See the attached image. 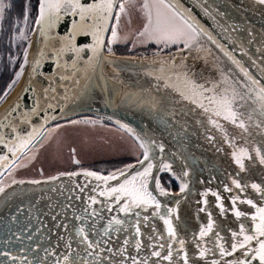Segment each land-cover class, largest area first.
<instances>
[{"label":"snow or ice","instance_id":"snow-or-ice-1","mask_svg":"<svg viewBox=\"0 0 264 264\" xmlns=\"http://www.w3.org/2000/svg\"><path fill=\"white\" fill-rule=\"evenodd\" d=\"M125 7L124 2L117 4V0H93L91 3L37 0L32 16L34 26L29 25L32 11L29 2L24 6L22 24L19 18L10 19L5 28L6 10L11 9V4L0 0V35L7 32V66L12 70L0 100L7 97L28 72L29 33L38 31L47 40V33L66 16L72 17L71 26L67 34L60 37L65 43L56 59L68 51L74 53L76 59H81L80 53L85 50L92 53L84 60L82 79L85 84L81 86L80 79L75 81V88L82 87L75 98L86 95L92 80L89 70L95 72L104 62V34L109 31L111 34L107 39L110 56L114 55V43L129 40L127 35L123 38L118 35ZM251 7L259 9L264 16V0H252L250 4L241 5L240 10ZM141 12V26L131 34L132 46H156L151 57L152 63L160 65L155 77L156 94L147 99L130 94L126 102L131 101L142 111L146 108L148 118L163 125L169 135L177 129L187 133L188 118L201 126L206 121L223 132V126L213 117L229 121L248 133L245 114L249 122L254 115L258 116L260 119L255 127L264 129V26L257 31L248 27L250 21L231 20L216 0H195L190 7L181 0H144ZM77 36H89L92 42L77 45ZM201 40L214 46L222 58L230 62L226 69L218 68V80L201 83L197 74L188 68L187 56H182L180 64L176 63L175 53L192 50L210 53L211 48H205ZM76 59L72 62L74 68ZM41 67V59L36 58L29 76H42L43 72L38 71ZM67 79L69 77H61V80ZM25 83L22 92L25 96L33 94V106L29 108L25 103L22 108L21 101L25 97L19 96L0 120V194H5V189L13 185L36 187L31 189L33 196L27 212L21 202L14 211L9 209L0 215V224L4 225V236L0 238L3 244L0 246V264H264V184L251 182L249 185L238 178L240 172L247 171L246 159L255 162L249 149L240 148L231 153L239 172L235 176L229 174L230 184L220 182L223 192L229 195L224 197L211 188L200 191V199L196 201L198 230H191L189 235V229L184 225L185 234L181 235L178 209L181 200L187 199L192 192L189 165L186 158H182L185 159L183 166L179 170L174 168V161L165 158L164 143L147 130V125L137 132L128 124L115 121L133 141L134 162L122 163L111 170L61 171L47 177L41 169L42 179H17L14 169L21 166L17 161L22 156L29 161L35 159L33 149L38 152L65 126L59 120L63 119L71 126L100 123L104 127L103 118L92 121L70 118L73 109L68 107V102L74 99L69 94L71 89L65 88L64 95L57 97L48 95L50 86L44 87L42 96L37 98L31 82ZM51 91L55 92V89ZM40 99L46 102L42 114ZM237 100L240 103L237 104ZM32 117L38 119L34 122ZM107 119L113 120V117ZM16 120L28 127L20 129L14 123ZM224 138L234 147L227 132H224ZM206 140L212 142L215 136L207 133ZM72 151L74 153L75 149ZM254 151L259 164L264 165V146H257ZM172 155L176 156V153ZM73 163L80 162L73 156ZM23 166L27 167V164ZM5 171L7 179L4 178ZM161 173L169 174L168 187L162 183ZM79 177H83V181L77 179ZM214 179L211 177L209 183ZM173 181L179 187L178 198L173 200L175 207L159 199L173 197L170 190ZM200 183L204 181L201 179ZM249 186L259 197L258 201L247 194ZM24 190L13 189L11 194L5 195V206L11 195ZM209 195L214 197L213 201L207 199ZM226 199L230 206L225 205ZM42 201L47 212L39 209ZM239 205H247L254 211L243 210ZM33 209L37 211L35 223ZM200 213L204 214V222L200 220ZM229 214L234 217L236 228L223 224ZM158 221L162 222V228Z\"/></svg>","mask_w":264,"mask_h":264},{"label":"water","instance_id":"water-1","mask_svg":"<svg viewBox=\"0 0 264 264\" xmlns=\"http://www.w3.org/2000/svg\"><path fill=\"white\" fill-rule=\"evenodd\" d=\"M144 2V0H139ZM85 3H91L93 0H82ZM122 2V0H117V4ZM185 6H192L195 0H181ZM252 0H216V4L222 9L228 12L231 20L239 21L244 20L248 23V27L255 28L257 31L261 30L264 26V16L261 15L259 9L255 7L244 8L240 10V6L244 4H250ZM139 9H132L130 11H137ZM78 19V17H77ZM203 21V17L200 16ZM72 17L66 16L55 29H52L47 33L48 39L45 40L43 36L36 33H31L30 41L31 47L29 48V69L25 73V76L21 78V81L10 91V94L3 100H0V120H3L5 110L9 108V105L13 101L17 100V97L24 96L25 99L21 101L22 108L26 103L28 107L33 106L32 93H28L26 96L22 92V88L26 86V81L31 82L33 88H35V97L40 98L42 96V91L44 87L50 86L49 96H62L64 95V89L68 88L72 91L69 93L74 97L73 100L68 102V107L73 109L70 114V118L80 119L82 121H92L101 120L104 127L100 126V123L95 125L91 123H81L80 125L71 126L68 125L65 120L61 119L58 122L64 124L65 126L58 130L59 139L56 141L55 138L50 139V152L48 156L49 167H37L38 173L33 176H16L17 179H42L40 176V170L43 169L44 177L49 175H57L61 171H80V170H93L91 167L95 166L92 164L84 165L83 162H94L98 158H108L111 154L124 155L129 154L126 157H121L113 160L104 161L107 162H118V161H133L135 160V155L132 153L133 141L131 137L127 135L122 129H119L118 124L115 123L119 120L122 123L128 124L130 127L136 129L140 132L145 125H147V130L153 134L158 141H161L165 145V158L174 161V168L179 170L183 166L185 159L189 165V170L191 173L190 188L192 192L187 195V199L181 200L178 213L180 215V225H181V235H184L183 227L187 225L189 229V235L191 230H198V223L196 220V209L198 205L196 201L200 199L199 192L206 188H211L221 192L224 197L229 194L223 192L221 186V181L230 184L231 176H235L239 169L237 165L232 160L231 153L234 150L240 148H247L250 150V154L253 157L254 163L249 160H245L247 166V171L239 173V179L242 182H256L264 184V165L259 164V160L256 159V153L254 151L257 146H264V129H257L255 124L260 119L258 116L254 115L251 122L247 121L245 114V122L248 125L249 132L245 133L229 121H224L221 118L213 117L218 120L223 126V132L217 131L211 125L205 124L201 126L200 124H195L191 118L187 120V133L184 131L173 130L172 134L169 135L168 131L163 130V125H158L155 120H151L147 116V109L141 110L136 107L131 101H127L130 94H134V97L143 96L147 99L150 95L156 94L155 85L157 81L155 77L159 74L160 65L158 63H152V53L156 51V46L154 44H149L146 48L140 49H130V52L135 53L134 50H146L150 47L155 49L148 52H143L137 55H108L107 51V39L110 37V31L105 33L104 47L102 49V55L104 62L99 66V68L93 72L89 70L88 75L92 77L89 82L90 86L86 91V95L80 98H75L76 93L82 91L81 88H75L76 79H80L81 86L85 84L83 77L84 60L92 53L88 50L80 53L81 59H76L74 53L71 51L59 54L58 60L56 59V54L64 41H61L60 37L67 34L68 28L71 26ZM142 20L136 23L134 26L126 28L124 25L128 26L130 22L122 21L119 23L121 28L125 32L135 33L137 29L140 28ZM115 23V20L112 21ZM123 24V25H122ZM243 26V25H242ZM217 31H219L217 29ZM244 34L242 33L241 36ZM131 40V39H129ZM91 43V37L89 36H77L76 43L80 45L82 43ZM129 42L120 47H126ZM205 48H211L210 53H197L192 50L190 53L185 52L183 54L175 53L176 63L180 64L182 56H187V65L192 73L197 74V78L203 83L206 80L219 79L218 68H227L230 66V62L226 61V58H222V54L218 53V50L214 46H210L204 40L200 41ZM27 46V45H26ZM116 47V46H115ZM231 47V45H229ZM175 51V50H173ZM255 52V49H252ZM41 53L43 57L41 58ZM207 56V59L204 57ZM218 56L221 58L218 59ZM36 58L41 59L42 67L38 71H42L43 75H35L30 77L31 65ZM76 59V67H73V60ZM246 59V58H245ZM113 61L114 63H110ZM57 63L59 66H57ZM67 65V67H65ZM191 74V73H190ZM171 75V73H169ZM62 76L69 77L67 80H61ZM175 77L173 76V81ZM161 86L163 81L160 82ZM51 89H55L52 92ZM111 101V103H110ZM55 103V101H53ZM240 103L237 100V104ZM46 102L40 99V109L41 114L43 113ZM244 112L245 109H240ZM112 116L113 120H108L107 117ZM203 118V117H201ZM35 122L38 118L32 117ZM20 129H25L28 125L21 124L19 120L14 121ZM55 123V122H52ZM207 130V131H206ZM8 131V130H5ZM179 131V134H177ZM224 132H227L228 136L232 138L233 146H230L225 142ZM211 133L215 136V140L208 142L206 140V134ZM250 133V135H249ZM53 134V135H54ZM120 135L125 142L129 145V149H124L122 146H117V149H111L112 144H118L117 141L121 140V137H116ZM85 137H100L102 141H96L91 144H83V138ZM103 142V143H102ZM102 146L96 149L94 153H89V150L96 146ZM72 149H75L73 153ZM219 149V150H218ZM110 150L111 152L107 151ZM175 152L176 156L172 153ZM30 154V153H29ZM73 156L76 160H79V164L73 163ZM26 157H21L17 164L22 162ZM102 163V162H101ZM101 163L97 164L100 165ZM111 169H98L96 171H105ZM155 171V170H154ZM161 177H168V173H161ZM8 173L5 171L4 178L7 179ZM211 177L215 179L209 183ZM62 180L66 181V177H62ZM83 181V177H79ZM204 183L201 184L200 180ZM94 183V182H93ZM163 183V182H162ZM175 186L178 188L177 192L173 193V197L165 198L159 197L162 202H167L169 206L175 207L173 200L178 198L179 193L178 183L173 181ZM165 186V185H164ZM36 186L31 185H13L11 188L5 189V194H0V215L8 212L9 209L13 211L17 206L23 202L25 211L27 212L30 201L33 196L31 189ZM166 187V186H165ZM13 189H25L24 191H17L14 195H11L7 201V207L5 206L4 196L11 194ZM235 191V190H234ZM247 194L251 195L253 198L259 200V197L252 191V189H247ZM55 195V194H53ZM58 199H62L57 197ZM209 201H213L214 197L209 195L207 197ZM225 205L230 206L228 200H225ZM241 209L246 211H254V209H249L247 205H239ZM41 212H47L48 210L44 208V202H41L39 206ZM33 222L35 223V216L37 211L33 209ZM200 220L204 222V214L200 213ZM23 220L24 217H21ZM159 226L162 228V222L158 221ZM223 224L227 227L236 228L237 225L234 223V217L229 214V216L223 220ZM4 236V225L0 224V238ZM0 246H3L2 239H0Z\"/></svg>","mask_w":264,"mask_h":264},{"label":"rangeland","instance_id":"rangeland-1","mask_svg":"<svg viewBox=\"0 0 264 264\" xmlns=\"http://www.w3.org/2000/svg\"><path fill=\"white\" fill-rule=\"evenodd\" d=\"M122 2L125 3V13L122 14L121 16V21H126V22H130L128 26L124 25L126 28L132 27L134 26L136 23H139L141 19H143V15L141 10H137V11H130L132 9H139L142 5V2H140L139 0H123ZM140 24V23H139ZM123 25V24H122ZM131 34L130 32H125L120 25H118V35L123 38L124 36H129V39H131ZM127 42H129L126 47H120L122 45H125ZM127 42H124L122 39L120 42L114 43L112 45V49L114 50L115 48H120V49H140L141 47H135L133 48L132 46V39L128 40ZM116 46V47H115ZM152 48V47H150ZM116 50V49H115ZM135 52H139L141 50H134ZM116 137H121L120 135H117ZM55 138V140L57 141L59 139V135L58 134H54L53 135V139ZM96 141H102V139L100 137H85L83 138V144H91L94 143ZM50 140L46 141L44 143V146L42 148L39 149V151L37 152L36 149H33V152L36 153V158L29 161L26 158H24L22 160V162H20L18 165H21L20 167H16L14 169V175L15 176H33L35 173L37 174V167L41 166V167H49V160H48V156H49V152H50V145H49ZM103 143V142H102ZM118 144H112L111 145V149H117V146H122L124 147V149H129V145L127 144V142L124 141V139L121 137V140L117 141ZM102 146H96L93 149L89 150V153H94V151L96 149L101 148ZM132 150V149H131ZM109 152H111L110 150H107ZM29 155H32V153H30ZM129 154H124V155H117V154H111L110 157L108 158H98L96 161L94 162H83L84 165H95V166H101L102 168L100 169H111L114 166H121L122 161H118V162H105L104 161H108V160H113V159H117V158H121V157H126ZM102 162V163H101ZM101 163L100 165H97ZM27 164V167H24L23 165Z\"/></svg>","mask_w":264,"mask_h":264},{"label":"flooded vegetation","instance_id":"flooded-vegetation-1","mask_svg":"<svg viewBox=\"0 0 264 264\" xmlns=\"http://www.w3.org/2000/svg\"><path fill=\"white\" fill-rule=\"evenodd\" d=\"M6 4H11V9L6 10V20L4 22V27L7 28L8 22L10 19L19 18L21 20L23 19V11L24 6L26 3H31L32 5V11L30 13L29 18V25L34 26L32 22V16L35 15V5L37 3V0H4ZM31 35V32L29 33V37ZM25 46L27 45V41L24 42ZM115 53L120 55H126L128 54V49H116L114 50ZM0 57H3V60H0V95H2V90L5 87L6 83L10 81L12 77V70L7 66V32H4L3 35H0ZM102 168L101 166H95L92 169H99ZM170 188L173 190L174 185L171 184Z\"/></svg>","mask_w":264,"mask_h":264}]
</instances>
